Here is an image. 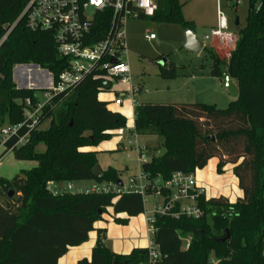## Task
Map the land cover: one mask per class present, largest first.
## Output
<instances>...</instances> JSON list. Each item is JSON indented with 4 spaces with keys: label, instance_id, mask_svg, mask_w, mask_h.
Here are the masks:
<instances>
[{
    "label": "trees",
    "instance_id": "1",
    "mask_svg": "<svg viewBox=\"0 0 264 264\" xmlns=\"http://www.w3.org/2000/svg\"><path fill=\"white\" fill-rule=\"evenodd\" d=\"M28 2L0 0V40ZM156 2L152 18L193 29L192 22L183 17L179 0ZM112 18L111 8L97 11L85 42L105 38ZM205 50L213 62L211 75L221 81L224 65L239 88L238 98L225 109L204 102L136 105L134 132L156 135L160 139L157 150H168L163 158L155 155L143 162L142 171L147 179L168 180L175 172L201 170L218 157L217 171L232 164L243 196L231 202L224 196L202 195L199 205L204 215L198 219L156 215L152 240L161 257L154 264H264V0H250L246 25L228 59L214 49ZM17 64H36L50 71L56 82L69 61L58 57L52 32L35 31L24 19L18 21L0 45V127L26 121V99L34 106L39 102L34 89L16 85L13 68ZM160 65L161 77L177 76L175 64ZM111 79L105 69L94 68L73 88L52 95L34 128L24 125L6 142L2 154L11 151L16 159L37 165L11 179L0 178V264H58L69 247L88 241L94 230L98 237L91 257L78 264L147 263L148 247L115 253L105 243L104 229L94 226L109 208L115 222L123 225L142 214L140 193L54 194L48 189L51 183L117 182L121 178V171L114 167L96 177L98 151L87 149L127 126L126 116L99 98L100 93L111 91ZM25 135L27 141L21 144ZM8 188L13 197L8 196ZM121 213L127 218L116 217ZM227 230L230 238L221 242ZM185 240H189L187 249Z\"/></svg>",
    "mask_w": 264,
    "mask_h": 264
},
{
    "label": "rangeland",
    "instance_id": "2",
    "mask_svg": "<svg viewBox=\"0 0 264 264\" xmlns=\"http://www.w3.org/2000/svg\"><path fill=\"white\" fill-rule=\"evenodd\" d=\"M179 1L183 5V17L192 22V30L201 40L206 35H210L211 31L217 27V0ZM232 4L231 0H221L220 9L228 19L229 32L235 36L234 41L215 39L212 42L209 41L205 46V48L214 49L224 59L230 57V53L235 49L238 33L246 25L250 0H239L236 7ZM92 10L91 8L90 12ZM236 19L239 20L238 25L235 24ZM187 30L180 23L164 22L152 17L130 18L126 23L124 60L130 66L131 79L129 82L123 83L121 79L112 78V89L106 93L113 98L120 97L127 101L126 90L132 85L135 89L140 90L135 92L136 105L146 102L160 104L204 102L215 104L220 109L227 108L234 98L222 87L220 79L211 75L213 62L208 50L204 48L198 54L185 48ZM150 34H155V39L148 38ZM162 60L168 65L175 64L177 76L174 79H165L160 76ZM17 65L36 66V64ZM16 66L13 68L14 81L19 88H22V78L15 79ZM35 69L36 67L31 68V71ZM35 91L39 99L38 103L46 102L44 95L48 91L46 89ZM113 102L115 101L113 100ZM117 107H121V105L118 104ZM47 126V123L43 125V127ZM132 135L129 130L122 135H115L113 140L117 137L118 140L114 141V148L99 152L97 156L102 169L109 166L119 169L121 180L125 184H129L131 177L139 176L143 161H150L159 151L157 149L160 139L156 135H140L138 138ZM129 140L131 143L128 142ZM26 141L27 138L21 144ZM139 146L142 147V155L138 151ZM39 150H44V146H39ZM2 152L3 150L0 151V178L11 179L23 170H29L37 165L36 161L16 159L11 151L6 154H2ZM218 162L219 158L214 157L206 165L207 167L205 166L206 174L212 176L211 180L205 179L208 182L206 195L211 197L213 190L216 195H221L222 191L225 192L229 200L236 201L243 196V191L233 173L232 164L228 163L220 173L217 171ZM55 184L51 183L54 188ZM59 184V186L72 184L76 190L91 186L93 181L60 182ZM156 200L154 197H149L145 203V210H150L152 203ZM101 222L112 236L110 241H105L112 249H115L116 245L122 246L131 241L130 229L124 230L122 224L115 222L109 213L105 214V219L103 218ZM132 223L130 224H138L142 227L143 220L138 219L136 224ZM104 231L106 236L107 231L105 229ZM146 233L145 228L137 231L142 243L147 242ZM95 237L96 230L91 234L92 240Z\"/></svg>",
    "mask_w": 264,
    "mask_h": 264
},
{
    "label": "built area",
    "instance_id": "3",
    "mask_svg": "<svg viewBox=\"0 0 264 264\" xmlns=\"http://www.w3.org/2000/svg\"><path fill=\"white\" fill-rule=\"evenodd\" d=\"M218 1V25L210 35H206L202 41L204 46L215 39L223 41H234L235 36L229 32L228 19L220 9L221 0ZM232 6L236 7L239 0H231ZM93 9L90 12V9ZM111 8L113 18L110 30L105 38L100 41L88 44L90 29L97 11ZM157 9L156 0H29L23 9L18 21L24 19L27 27L35 31H50L54 35L55 48L59 58H67L68 68L64 70L54 81L52 73L39 66L36 67L39 75L34 78L31 74L32 67L27 69L28 89H46L48 93L44 95L46 102L33 105L30 98L26 99L25 118L26 121L16 125L7 124L0 127V151L5 149L6 142L18 130L26 125L29 129L34 128L38 122V114L42 107L50 100L52 95L62 93L73 88L83 76L94 68L105 69L110 78L121 79L123 82L130 81V66L124 60V49L126 39V23L130 18L152 17ZM5 33L0 40V45L7 39L10 30ZM155 34H150L148 38L155 39ZM115 61L116 63H113ZM138 89L126 91V96L133 97ZM115 102L121 104L123 99L118 97ZM25 135L21 142L26 138ZM131 143V141H128ZM142 147H138L141 154ZM145 162V161H143ZM197 172V171H196ZM196 172L184 173L175 172L171 178L164 180L161 177L147 179L143 171L139 176L129 179V184L123 183L121 186L117 182H95L86 188L74 190L72 184L64 186L62 189H48L54 194L62 192L73 193H103L120 196L125 193H140L143 197L144 205L149 197L157 199L152 203L151 211L148 213V223L150 232L153 235L152 225L156 215H171L180 217L181 215L190 218H201L204 215L203 208L199 205V199L205 195V189L199 185ZM148 261L146 264H154L161 253L154 244L152 238L149 245ZM189 247V240H185L184 248Z\"/></svg>",
    "mask_w": 264,
    "mask_h": 264
},
{
    "label": "crops",
    "instance_id": "4",
    "mask_svg": "<svg viewBox=\"0 0 264 264\" xmlns=\"http://www.w3.org/2000/svg\"><path fill=\"white\" fill-rule=\"evenodd\" d=\"M26 67H32L34 69L36 66H34V65H17L16 68H15V79L17 80V79H21L22 78V80H23V82H22L23 83L22 84L23 85L22 88H28L27 87V72H26L27 71L26 70L27 68ZM31 74H32V76L34 78H37L38 75H39V73H38V71L36 69L33 70L31 72ZM127 82H123V83H127ZM220 84H222V81H220ZM222 87H223V85H222ZM133 88L134 87H132V85H130V87L126 91L128 92V91H130ZM139 91L140 90L138 89L137 92H139ZM99 98L101 100L109 101V108L110 109H112L114 111H119V112L123 113L126 116V118H127V126L125 128H121V129L115 130L113 132V137L115 135H122L127 130H129V132H132V134H133L132 136H134L135 138H138L140 136V135H137L134 132L135 107H136L135 93H134L133 97H131V96L130 97H127L128 98L127 101L126 100H123V102L120 104L121 107H117L118 104L116 102H113V100L115 101L118 97L113 98V97L109 96L106 92L100 93ZM113 137L110 140H108V141L101 142L96 147L87 148V149L97 150L98 153L99 152H103V151L112 150L114 148V141L118 140V137H117V139L115 138V140H113L114 139ZM209 162H210V160H209ZM98 164H99V161H98ZM109 167H112V166H109ZM206 167L203 168L202 170H197V172H196L197 181H198L199 185H201L205 189V194H207V187H208V182L205 179L211 180V177H212L210 174L209 175L206 174V172H207L206 171L207 170ZM232 168H233V166H232ZM102 170H104V169H102ZM141 171H142V166H141ZM236 179H237V177H236ZM59 185H60L59 183H56L55 184V188H54L53 185L50 184V186H51L52 189H59L60 190V189H62L64 187V186H59ZM220 194L221 195H216L215 194V191L213 190V193H212L211 197L224 196V197L228 198L227 195L225 194V192H222L221 191ZM206 197L207 198H211V197H209L207 195H206ZM230 201L231 202H234L233 200H230ZM144 207H145V205H144ZM150 211H151V209L148 210V211L144 210V212L142 214H140L138 216H135V217H130L127 224H125V225L122 224L124 230L130 229V233H131V236H132L131 237L132 238L131 241L126 242L122 246L121 245H116L117 248L115 247V249H112L107 244L106 245L113 252L119 253V254H127L133 248H136V247H147L149 245V243H150L151 238H152V234L150 232V225L148 223V217H149V214L148 213ZM108 213L113 217V211H112L111 208H109ZM116 217H119V218H127V215L125 213H121V214H117ZM103 218L105 219V214L103 215ZM138 219H142L143 220L142 227H140L138 224L137 225H131V224H133L132 222L135 223L136 220H138ZM94 226H95V229H105L107 231V235H106L105 241H110V238H112V236L108 232V229H106L107 227L102 224L101 220L100 221H97ZM144 228H145V231L147 232L145 234V238H146V241H147L146 243H144V242L142 243L141 240H139V236L137 234V231L144 230ZM92 232L93 231H91L89 233V239H88V241L84 242L83 244H81L79 246L69 247L67 253L65 255H63L58 260V264H78V261L81 260V259H83V258H88L89 259L91 257L92 250H93V248H94V246L96 244L97 237H98V233L96 231V237H95V239L92 240V238H91ZM108 235H110V236H108Z\"/></svg>",
    "mask_w": 264,
    "mask_h": 264
},
{
    "label": "water",
    "instance_id": "5",
    "mask_svg": "<svg viewBox=\"0 0 264 264\" xmlns=\"http://www.w3.org/2000/svg\"><path fill=\"white\" fill-rule=\"evenodd\" d=\"M239 20L237 19L235 21V24L238 25ZM185 48L187 50L193 51L195 53H201L202 50L205 48L204 46V42L196 35V33L192 30V29H188L186 31V42H185ZM113 63H116L115 61H113ZM160 64H165V61L162 60ZM38 65H36L37 67ZM221 69V81H222V85L223 87L229 92L230 96L234 99L238 98L239 96V88L237 86V84L235 83V81L233 80V78L231 77V75L227 72L226 67L224 65H222L220 67ZM212 139H214V137H212ZM168 150L166 147H162L158 152H157V157L158 158H163L166 154H167ZM93 173L96 177H101L102 176V169L100 167V165H96L93 169ZM117 184L119 186H121L123 184L122 180L119 179L117 181ZM8 196L9 197H13L14 196V192L8 188ZM230 238V232L227 230V234L226 236H224L223 238L219 239L221 242H225L226 240H228ZM114 264H120L118 262H114Z\"/></svg>",
    "mask_w": 264,
    "mask_h": 264
}]
</instances>
